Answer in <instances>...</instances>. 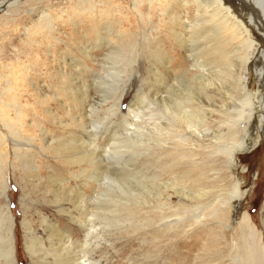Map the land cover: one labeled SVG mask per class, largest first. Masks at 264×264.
<instances>
[{
	"label": "rangeland",
	"instance_id": "rangeland-1",
	"mask_svg": "<svg viewBox=\"0 0 264 264\" xmlns=\"http://www.w3.org/2000/svg\"><path fill=\"white\" fill-rule=\"evenodd\" d=\"M16 1L0 4V248L43 264L23 234L47 248L51 224L94 264H244L237 223L264 237V0H219L252 49L193 0Z\"/></svg>",
	"mask_w": 264,
	"mask_h": 264
},
{
	"label": "bare ground",
	"instance_id": "bare-ground-1",
	"mask_svg": "<svg viewBox=\"0 0 264 264\" xmlns=\"http://www.w3.org/2000/svg\"><path fill=\"white\" fill-rule=\"evenodd\" d=\"M30 1L31 0H27L24 6H26V4H28ZM132 1L133 3L140 2V0H132ZM150 1L160 2L161 0H150ZM150 1H148L149 6H151ZM6 2H9L8 4L9 8L18 6L16 4L17 2L16 0H0V4H4ZM193 4L196 6V13L197 12L200 13L203 18L205 19H208V17L216 18V20L219 23V26H215L214 29L220 34H223L222 31H219L220 29H223L224 27L228 26L230 23H233L235 25L234 28L237 31V35H243L246 40V45L248 46L249 49H252L254 42H252L249 39L248 31L245 29L242 22L240 21L237 23L234 22V21H238L237 17L232 13L230 8L224 7L221 1L219 0H193ZM20 6H23V4ZM12 12L15 14H18L19 10L12 11ZM113 12L119 13L120 12L119 6L108 5L103 11H101V16L106 18V20L100 23L97 26V28L103 27V30L106 31V35H110L111 32H113L114 30L113 21L108 20V17H113L112 16ZM14 21L15 20L7 21L4 24V28H10L11 25L8 26L10 22H13L12 23L13 28L15 25L17 26L18 22L14 23ZM177 24L183 26L185 29H187V32L191 34L189 30L190 28H192L191 25H184L183 22L179 20ZM96 30H97L96 28H93V32ZM201 33H203V29H201ZM231 37L233 36L231 35ZM225 38L226 37L224 36L221 38V40H225ZM111 49H112L111 43L107 42L106 50L108 52H107L106 57H108L111 54ZM193 62L194 64L197 63L196 61H193ZM74 67L76 70H78L79 66H74ZM257 69L259 70L261 80L264 82V61H262L261 63L260 62L257 63ZM203 73H206V72H204L203 70ZM14 75L15 73H12L9 75V77L13 78ZM235 77H237V74L235 75ZM191 81H194V80H191ZM156 83H158V81H156ZM180 84L181 82H177V86H174V87L178 89L180 88ZM247 93L249 94L250 92H247ZM248 94L245 98V102H242L241 105H246L247 107H249L250 114H252L253 108H255V102L253 100V97L251 95L248 96ZM202 107L205 108L207 107V105L202 103ZM197 116L200 119L201 123L203 124L204 117H202V114H199ZM247 133L248 134L250 133L249 128H248ZM130 138H132L135 141L137 140V138H139V135L135 132L130 136ZM255 145H256L255 139L253 141H250L249 138L244 137L243 140H239L236 144H234L233 153L235 152L239 153L242 150H252L255 147ZM85 156L86 155L83 154V159H86ZM231 163H233V166L238 164V158H236V155L234 156V154L231 156ZM90 179L95 181L96 177L93 178L92 176H90ZM105 180H107V178ZM110 185L112 187V183ZM107 196L108 195L106 193V197ZM73 200H74V202L72 203L73 209L81 210L83 207V203H84L83 198L78 199L77 197ZM63 213H66V211H63ZM9 217L11 219V222L15 221L13 214H9ZM67 218L70 219V213H68ZM251 219L252 218L248 214H245V217L242 218V221L237 223V228H239L238 229L239 238L237 239L239 240L241 244L242 250H245L242 254V258L245 261L244 264H264V237L261 232L257 231L258 227L253 226V224H251L250 222ZM82 220L79 218L75 220V224H77L80 231L82 228H84V225L81 223ZM86 226H88V224ZM92 229L94 231V225H92ZM29 230L23 234V237H24V248L27 252L26 254H28L30 258L34 257L37 261L39 260L43 264L45 263L51 264L50 262L47 263L49 258H46L43 255L52 256L54 258L55 264H94L95 263L93 258L91 257L89 258L88 254L84 251V249L79 251L78 255L72 256V253L74 252V249H75L73 247V242H74L73 239H72V242H70V239H69L70 237L67 236L65 232H61L60 229H58L56 226H53L50 224L48 227V235L46 239L47 248L45 246L44 241L42 239H36L35 237H33L32 232L31 231L29 232ZM14 233H15V228H14ZM29 237H30V241H29ZM88 239H89V234L85 235L86 241L83 245L89 246L87 242ZM27 241H29V243ZM9 243L11 244V242ZM5 245H7V247H5ZM0 250H1V254H3V257L1 258L3 260V264H16V257H15L16 252L14 250V246L13 247L12 245L9 246L8 243L4 242L2 244V249L0 248ZM37 264H41V263L37 262Z\"/></svg>",
	"mask_w": 264,
	"mask_h": 264
}]
</instances>
